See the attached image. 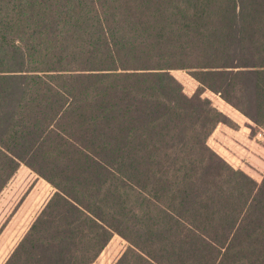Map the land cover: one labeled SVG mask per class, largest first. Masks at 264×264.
<instances>
[{
	"label": "trees",
	"instance_id": "obj_1",
	"mask_svg": "<svg viewBox=\"0 0 264 264\" xmlns=\"http://www.w3.org/2000/svg\"><path fill=\"white\" fill-rule=\"evenodd\" d=\"M172 70L200 85L184 94ZM264 131V0H0V194L54 190L4 264H264L257 183L207 140Z\"/></svg>",
	"mask_w": 264,
	"mask_h": 264
},
{
	"label": "rangeland",
	"instance_id": "obj_2",
	"mask_svg": "<svg viewBox=\"0 0 264 264\" xmlns=\"http://www.w3.org/2000/svg\"><path fill=\"white\" fill-rule=\"evenodd\" d=\"M170 73L181 84L186 96L191 97L200 89L199 83L187 71L172 70ZM201 97L208 99L218 110L219 105L225 103L217 94L208 90L203 91ZM242 120L239 126L232 120L231 126L219 125L235 129L239 127L248 138L217 132L210 135L207 144L232 167L242 170L260 183L264 175V131L249 120ZM53 192L46 181L27 167L21 165L18 168L0 194V264H4ZM127 247L128 244L121 237L114 235L93 264H115Z\"/></svg>",
	"mask_w": 264,
	"mask_h": 264
},
{
	"label": "crops",
	"instance_id": "obj_3",
	"mask_svg": "<svg viewBox=\"0 0 264 264\" xmlns=\"http://www.w3.org/2000/svg\"><path fill=\"white\" fill-rule=\"evenodd\" d=\"M219 107H220V112H222L227 118L229 117L237 126H239L240 124H239V122H241V121H243L242 120V118L243 119H246L243 115H241L238 111H236V110H234L231 106H229V105H227V104H225V103H222V104H220L219 105ZM232 110L234 111V113H232ZM235 112L237 113V114H239L240 116H238L237 114H235ZM239 117V118H238ZM241 117V118H240ZM228 118V119H229ZM248 120V119H247ZM218 132V134H219V132L221 133V132H225V133H227V134H233V135H242V136H244L245 137V139L246 138H248V135L245 133V132H243V130L241 129V128H237V129H235V128H232V127H228V126H220V125H217V127H216V129L213 131V133H212V135H215V133H217ZM217 152V151H216ZM222 157V156H221ZM17 245V244H16ZM15 245V246H16ZM15 248V247H14ZM12 251H13V249H12ZM11 251V252H12Z\"/></svg>",
	"mask_w": 264,
	"mask_h": 264
}]
</instances>
